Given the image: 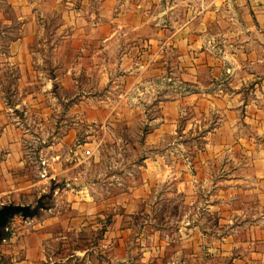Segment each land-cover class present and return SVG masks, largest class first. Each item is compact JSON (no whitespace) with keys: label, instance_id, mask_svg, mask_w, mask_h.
<instances>
[{"label":"crops","instance_id":"crops-1","mask_svg":"<svg viewBox=\"0 0 264 264\" xmlns=\"http://www.w3.org/2000/svg\"><path fill=\"white\" fill-rule=\"evenodd\" d=\"M18 1L22 35L0 55V196L15 188L24 166L22 132L4 90L9 70L21 81L17 92L25 91L21 102H46L55 88L61 94L51 102H111L94 94H112V80L116 102H157L160 112L148 120L140 187L96 200L71 194L67 212L15 217L0 258L95 264L87 250L59 248L91 230L93 218H110L98 264H264V0ZM50 14H61L54 35L61 40L46 69L38 66L47 63L44 53L31 47L48 42ZM34 76L35 94L26 88ZM179 134L188 141L181 148L173 144ZM174 195L177 216L167 213ZM139 217L145 222L136 229ZM172 219H179L175 229Z\"/></svg>","mask_w":264,"mask_h":264},{"label":"rangeland","instance_id":"rangeland-1","mask_svg":"<svg viewBox=\"0 0 264 264\" xmlns=\"http://www.w3.org/2000/svg\"><path fill=\"white\" fill-rule=\"evenodd\" d=\"M18 3V0H0V55H6L11 43L21 38L20 11L14 5ZM73 5L79 8L78 2H73ZM60 17L61 14L49 15L46 28L48 42L40 48L36 45L31 47L32 50L38 49L44 53L47 63L38 65L39 67L51 69L54 64L56 53L53 43L55 42V46L61 40L58 36L54 37ZM36 66L34 64V67ZM142 67H146V62ZM16 72V69L8 71L4 90L22 132L24 166L17 173L21 179L15 188L7 195L0 196V209L5 205L36 208L37 199L44 195H52L48 201L50 209L39 210V214L44 211L49 216H54L60 212H67L69 208L67 197L71 194L73 196L86 194L94 200L102 195L116 197L122 193L130 194L144 183L143 167L150 153L145 137L150 131L148 120L160 112L157 102L145 104L144 107L138 106L139 102H116L117 94L114 89L116 83L112 80L109 89L114 92L113 95L108 94L106 90L94 94L103 98L108 97L111 102H66L68 99H63V102H51L50 95L61 94L57 88L46 96V102H21L25 91L17 92L21 81H17ZM33 81L34 85L26 88L35 94L41 89V84H37L36 76ZM88 83V88L94 89L95 81ZM84 104L89 106L91 121L84 119L86 115ZM182 143L187 145L188 141L182 139V134H179L173 144L181 148ZM175 158L181 157L176 154ZM175 189L172 188L174 194ZM164 191L165 188L161 187L159 194L163 195ZM173 200L172 207L167 213L177 216L182 210L180 195H174ZM163 204L160 211L165 209ZM184 208L186 210L188 207ZM178 220H171L172 229H175ZM112 221L110 218L104 220L93 218L89 223L91 230L86 234L79 233L76 241H69L65 247L61 246L59 253L74 255L75 252L87 250L92 262L98 264L97 261L102 256L99 252L102 240ZM134 221L136 229L145 222L142 217ZM160 221L163 219L158 220ZM7 228L5 237L8 233ZM176 248L177 245L173 250ZM6 263L1 257L0 264ZM220 264H229V260H224Z\"/></svg>","mask_w":264,"mask_h":264},{"label":"water","instance_id":"water-1","mask_svg":"<svg viewBox=\"0 0 264 264\" xmlns=\"http://www.w3.org/2000/svg\"><path fill=\"white\" fill-rule=\"evenodd\" d=\"M16 216L24 220L33 219L38 216V210L30 206L5 205L0 209V242L5 240V230L10 221Z\"/></svg>","mask_w":264,"mask_h":264},{"label":"trees","instance_id":"trees-1","mask_svg":"<svg viewBox=\"0 0 264 264\" xmlns=\"http://www.w3.org/2000/svg\"><path fill=\"white\" fill-rule=\"evenodd\" d=\"M51 197L52 195H44L38 200L37 206H36V209L38 210V215H39V210L50 209V206H48V201L51 200L50 199Z\"/></svg>","mask_w":264,"mask_h":264}]
</instances>
